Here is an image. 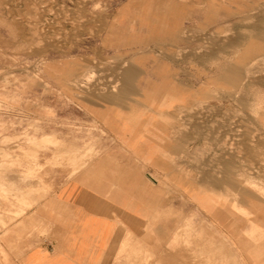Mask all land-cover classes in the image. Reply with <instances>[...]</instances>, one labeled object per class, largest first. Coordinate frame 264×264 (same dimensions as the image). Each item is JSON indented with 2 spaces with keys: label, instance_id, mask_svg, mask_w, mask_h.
I'll return each mask as SVG.
<instances>
[{
  "label": "rangeland",
  "instance_id": "rangeland-1",
  "mask_svg": "<svg viewBox=\"0 0 264 264\" xmlns=\"http://www.w3.org/2000/svg\"><path fill=\"white\" fill-rule=\"evenodd\" d=\"M132 1L100 29L56 30L25 27L38 17L29 0H0V264L39 242L37 223L10 230L54 185L139 164L111 138L102 108L159 137L147 227L159 236L132 259L125 238L111 264H264V0H135L128 29H116ZM172 175L206 191L211 210Z\"/></svg>",
  "mask_w": 264,
  "mask_h": 264
},
{
  "label": "crops",
  "instance_id": "crops-1",
  "mask_svg": "<svg viewBox=\"0 0 264 264\" xmlns=\"http://www.w3.org/2000/svg\"><path fill=\"white\" fill-rule=\"evenodd\" d=\"M134 1L119 8L116 29H128L126 23L132 18L130 6ZM172 40L169 43L182 44ZM125 73L131 84L136 70L127 69ZM126 88L127 93L136 91L130 85H125L124 90ZM97 112L116 136L111 138L120 148L129 151L139 164L130 168L120 162L118 166L103 167L102 172L93 171L88 176L78 174L54 185V189L23 218L15 220L22 221V225L10 230L11 237L19 235L21 226L29 230L36 223L44 231L37 236L38 243L26 245L24 242L26 248L17 256H9L14 264H111L112 256L125 238L129 237L130 243H134L129 246L132 259L142 250L144 239L159 236L158 230H154V234L147 228L150 214L158 205V198L156 195L153 197V193L159 184L150 175L156 170L148 164H160L159 137L146 136V122L144 126L130 123L118 112L105 108ZM203 141L204 137L197 140ZM179 142L184 140L179 139ZM145 166L148 168L144 169ZM168 180L172 181L175 189H181L187 199L196 201L206 211L211 210L214 199L206 191L183 183L176 175L168 177ZM254 198V195L245 197L247 200ZM219 204L218 198V230L221 231L220 228H227L229 224L226 222L228 218L221 214L225 208L221 207L223 202ZM253 261L261 262L258 258H253ZM118 263L126 264L124 260Z\"/></svg>",
  "mask_w": 264,
  "mask_h": 264
},
{
  "label": "built area",
  "instance_id": "built-area-1",
  "mask_svg": "<svg viewBox=\"0 0 264 264\" xmlns=\"http://www.w3.org/2000/svg\"><path fill=\"white\" fill-rule=\"evenodd\" d=\"M121 0H29L37 20L27 18V28L96 30L107 24L112 8ZM86 38H91L89 34Z\"/></svg>",
  "mask_w": 264,
  "mask_h": 264
},
{
  "label": "bare ground",
  "instance_id": "bare-ground-1",
  "mask_svg": "<svg viewBox=\"0 0 264 264\" xmlns=\"http://www.w3.org/2000/svg\"><path fill=\"white\" fill-rule=\"evenodd\" d=\"M40 35V34H39ZM255 134V133H254ZM219 139V138H218ZM221 146H222V144H221ZM218 147V146H217ZM223 148V147H222ZM180 154V153H179Z\"/></svg>",
  "mask_w": 264,
  "mask_h": 264
}]
</instances>
